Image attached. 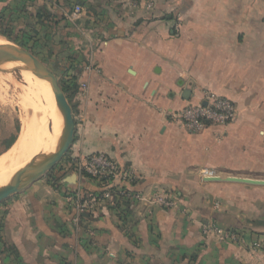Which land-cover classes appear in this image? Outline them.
<instances>
[{
  "label": "crops",
  "instance_id": "obj_1",
  "mask_svg": "<svg viewBox=\"0 0 264 264\" xmlns=\"http://www.w3.org/2000/svg\"><path fill=\"white\" fill-rule=\"evenodd\" d=\"M48 1L86 26L84 91L59 179L4 207L10 264H264V184L202 175L264 179V0ZM210 93L234 102L231 124L194 133L172 116ZM93 153L134 174L116 180L129 197H96L73 165ZM211 223L241 240L205 234Z\"/></svg>",
  "mask_w": 264,
  "mask_h": 264
},
{
  "label": "rangeland",
  "instance_id": "obj_2",
  "mask_svg": "<svg viewBox=\"0 0 264 264\" xmlns=\"http://www.w3.org/2000/svg\"><path fill=\"white\" fill-rule=\"evenodd\" d=\"M28 1L31 5L26 0H0V30L8 32L16 44L31 49L58 76L75 116L79 112V110L76 111L78 105H75V94L76 92L82 93L84 91L76 87L77 82L82 80L84 76L86 63L85 48L86 40H88L85 30L86 26L80 23L68 25L69 19H59V15L57 16L54 13L57 9L54 3L51 9L45 10L43 5V7L39 5L44 0ZM55 1L53 0V2ZM66 12L69 15L71 10L67 8ZM77 20H79L78 17ZM79 41L80 43H78ZM9 71L7 75H0V154L7 151L6 145L11 138L19 135L23 113L20 100L22 93L19 88V85L23 84V78L20 76V67H12ZM25 82L28 83L26 80ZM51 98L54 106L60 111L53 94ZM258 127L264 130V118L258 122ZM69 151L53 169L44 174L36 182L51 181L54 183V181L58 180L59 173L65 170V166L70 160ZM39 158L41 157L37 159ZM93 179L97 180L101 185L99 179L94 177ZM36 182L33 184H37ZM26 189L23 192H26ZM17 196L18 194L13 195L0 204V258L2 264H10L14 260L10 257L12 248L6 234L4 207L7 206L8 201H12ZM205 234H212L218 240L226 241L220 239L211 231H207ZM9 250L11 253H9Z\"/></svg>",
  "mask_w": 264,
  "mask_h": 264
},
{
  "label": "bare ground",
  "instance_id": "obj_3",
  "mask_svg": "<svg viewBox=\"0 0 264 264\" xmlns=\"http://www.w3.org/2000/svg\"><path fill=\"white\" fill-rule=\"evenodd\" d=\"M13 46L14 42L1 33L0 52ZM19 67L23 78V84L19 85L23 109L21 129L15 143L0 154V188L22 180L28 166L38 157L48 158L59 144L63 129L62 115L54 106L47 82L37 70ZM11 68L0 69V75H7Z\"/></svg>",
  "mask_w": 264,
  "mask_h": 264
},
{
  "label": "built area",
  "instance_id": "obj_4",
  "mask_svg": "<svg viewBox=\"0 0 264 264\" xmlns=\"http://www.w3.org/2000/svg\"><path fill=\"white\" fill-rule=\"evenodd\" d=\"M84 11L81 5H76L73 13L79 17ZM237 109L234 102L224 96L214 93L207 95L203 102L189 103L181 110H176L172 116L183 123L191 132H200L211 125H228L236 119ZM76 171L84 175L97 178L101 181V190L96 195L97 198H112L114 196L129 197L127 188L118 185L117 179L131 181L135 176L132 172L119 166L112 158L104 153H93L73 160ZM202 175L206 177L215 176L211 169H203ZM78 211L87 208V201H82L80 195L76 198ZM78 219V217H77ZM208 227V228H207ZM211 231L222 240L240 241L241 234L236 230L227 229L215 223H211L204 228V232ZM256 246L264 248V240L258 239Z\"/></svg>",
  "mask_w": 264,
  "mask_h": 264
},
{
  "label": "water",
  "instance_id": "obj_5",
  "mask_svg": "<svg viewBox=\"0 0 264 264\" xmlns=\"http://www.w3.org/2000/svg\"><path fill=\"white\" fill-rule=\"evenodd\" d=\"M7 38L14 42L9 37ZM17 66H24L37 70L43 80L47 82L62 114L63 129L59 144L55 147L53 152H51V155L48 158H39L35 160L26 169L22 180L12 182L0 188V204L8 200L11 196L23 192L44 174L53 169L70 150L76 130V120L73 114V109L60 84L58 76L31 49L25 48L14 42L12 49L0 52V69H8ZM207 180H230L251 184H264V179H252L237 176H212L208 177ZM0 264H2L1 258Z\"/></svg>",
  "mask_w": 264,
  "mask_h": 264
},
{
  "label": "trees",
  "instance_id": "obj_6",
  "mask_svg": "<svg viewBox=\"0 0 264 264\" xmlns=\"http://www.w3.org/2000/svg\"><path fill=\"white\" fill-rule=\"evenodd\" d=\"M0 32L1 33H3L5 36H7V37H9L10 39H12L13 40V38L11 37V35L8 33V32H6V31H2V30H0ZM17 135H15V136H13L12 138H11V140L7 143V145H6V150L7 149H9L14 143H15V141L17 140ZM86 176H88V175H86ZM89 178H92L91 176H88ZM0 227H1V224H0ZM9 249V248H8ZM7 249V250H8ZM9 253H11L10 252V250H9Z\"/></svg>",
  "mask_w": 264,
  "mask_h": 264
}]
</instances>
